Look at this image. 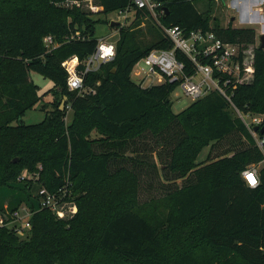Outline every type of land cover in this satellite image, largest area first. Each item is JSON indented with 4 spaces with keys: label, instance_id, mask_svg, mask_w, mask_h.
Wrapping results in <instances>:
<instances>
[{
    "label": "trees",
    "instance_id": "16d2710c",
    "mask_svg": "<svg viewBox=\"0 0 264 264\" xmlns=\"http://www.w3.org/2000/svg\"><path fill=\"white\" fill-rule=\"evenodd\" d=\"M55 1L0 0V194L7 192L0 210L33 211L25 236L0 228V264H264V152L252 133L216 90L174 112L176 82L131 79L150 50L172 47L162 27L213 31L243 49L255 45V29L220 26L211 16L220 0L202 9L195 0H157L160 24L135 9L133 23L118 27L115 57L85 73L83 89L70 90L61 63L90 55L96 25L128 0H95L103 6L97 13ZM139 19L153 24L143 31ZM46 35L59 43L50 51ZM252 54L253 77L233 89L232 102L264 113V48L256 44ZM30 70L53 83L35 124L22 121L42 97ZM205 146L208 156L196 162ZM251 166L252 187L242 176ZM150 173L160 194L140 200ZM41 189H65L74 214L59 219L42 207Z\"/></svg>",
    "mask_w": 264,
    "mask_h": 264
},
{
    "label": "built area",
    "instance_id": "2783aa9c",
    "mask_svg": "<svg viewBox=\"0 0 264 264\" xmlns=\"http://www.w3.org/2000/svg\"><path fill=\"white\" fill-rule=\"evenodd\" d=\"M55 4L69 9L78 8L87 13H97L103 10V6L95 0H56ZM135 9L146 10L160 24L158 17L163 14L164 10L161 2L157 0H128L125 8L111 12L120 13L121 19L126 21L129 14L135 13ZM111 21L123 23L118 18L111 19ZM162 29L172 47L152 49L139 59L133 68L135 65L139 67V64L143 62L148 70L144 78L137 79L135 82L141 86L166 80L176 82V88H180L182 93L192 101L216 90L230 103L237 117L252 133L256 144L264 152V136H258L253 129L254 126H262L264 113L240 111L232 102L233 89L239 84L251 81L253 77L252 52L250 53L247 48L243 49L238 43L223 41L213 31H204L200 28L186 30L178 25L162 27ZM75 37L80 36L77 33L71 36V38ZM43 43L48 51L59 45L51 35L44 36ZM115 52V42L101 38L97 39L94 51L84 60L80 61L76 56L64 60L61 64L68 74L69 89H83L84 74L96 71L101 64L111 61L115 57ZM179 54L186 57L188 63L181 60ZM73 60L76 62L71 63ZM136 75L138 76V72ZM147 81L149 83L145 84ZM249 175L255 179V184L249 181ZM242 176L249 186L257 185V167H248L242 172ZM61 190L62 193L60 191L49 193L41 189V206L49 209L57 218L66 219L74 214L75 203L72 200H66L64 198L66 190ZM32 213L33 211L24 204L12 211H9L5 205L4 209L0 210V228L6 227L18 235L25 236L31 226Z\"/></svg>",
    "mask_w": 264,
    "mask_h": 264
},
{
    "label": "rangeland",
    "instance_id": "374dc122",
    "mask_svg": "<svg viewBox=\"0 0 264 264\" xmlns=\"http://www.w3.org/2000/svg\"><path fill=\"white\" fill-rule=\"evenodd\" d=\"M231 1L232 0H226L225 3L222 1L216 2V5H214V9L211 13L212 18H216L217 23L222 27H227V26L245 27V25H241L240 23L237 22V20L235 21L233 19L235 13L233 12L234 9H232L233 7H232ZM195 2L197 4L196 6L198 8L202 9L203 6L207 5L208 0H195ZM104 18L109 23H110L111 19H115V18H118L120 21L121 14L110 12L106 15V17L104 16ZM134 19H135V13H131L128 15V19L126 21H123L121 19L120 22H123V23L119 24L118 26L111 27L110 24L105 22V21L100 22L95 27V36L97 37V39L102 38V39H107V40L114 42L118 38V27L119 26L125 27L127 25H130L133 23ZM139 20L141 21V23L139 24V27H141V29L143 31H145L144 22H146V24H148V25L153 24L152 20H148V21H145L144 19H139ZM156 27H157V25H156ZM260 34L261 33L259 32L256 35L255 45L259 44ZM149 39H150V36L147 35V40H149ZM255 45L254 44L248 45L247 49L250 51V53L252 52ZM139 67H137V65H135L134 68L132 69L131 79L133 81H137V79L144 78V75L146 74V72L148 70L147 66H145L143 64V62H141L139 64ZM137 72H138V76L136 75ZM29 75H30L31 79L34 81V83L37 84V93L42 97L39 100V102L33 108L25 111L22 121H24L26 124H35V123L40 122L45 116V111L43 109H41V105L43 103H47V102L52 100V94L50 93L49 89L53 86V83L51 80H49L48 78H44L40 73H38L34 70H30ZM148 83H149V81H147L145 84H148ZM171 99L173 101L172 109L174 112H179L180 110H182L183 108H185L188 104H190L192 102L191 98L186 97L182 93L180 88H178V87L175 88V90L171 94ZM64 105H65V99H63L61 101L60 108L64 109V107H65ZM71 113H72L71 109H70V107H68L67 114L65 117L66 123L69 122V120L71 118ZM93 135H95V134L93 133ZM209 150H210V146H205L200 151V153L198 154L196 162H200V161L205 160L206 157L208 156ZM217 150L218 149H216V151ZM214 152H215V149L211 150L212 155H215ZM263 165H264V161H261L258 164L259 167L263 166ZM6 194H7V192L4 191L3 195H6ZM158 194H160V187H159V183L157 181L156 176H152V174L150 173L149 175H145L144 177H142L140 192H139L140 200H145L151 196L158 195ZM3 195L0 194V198Z\"/></svg>",
    "mask_w": 264,
    "mask_h": 264
},
{
    "label": "crops",
    "instance_id": "0c3cea01",
    "mask_svg": "<svg viewBox=\"0 0 264 264\" xmlns=\"http://www.w3.org/2000/svg\"><path fill=\"white\" fill-rule=\"evenodd\" d=\"M220 1L226 2V0ZM231 2L235 21L253 27L256 35L259 32L264 33V0H232Z\"/></svg>",
    "mask_w": 264,
    "mask_h": 264
},
{
    "label": "water",
    "instance_id": "95a60500",
    "mask_svg": "<svg viewBox=\"0 0 264 264\" xmlns=\"http://www.w3.org/2000/svg\"><path fill=\"white\" fill-rule=\"evenodd\" d=\"M119 25V22L118 21H110V26L113 27V26H118ZM259 47L260 48H264V33L260 34L259 36ZM254 131H260V132H263L264 131V125L262 126H254ZM16 160V159H14Z\"/></svg>",
    "mask_w": 264,
    "mask_h": 264
},
{
    "label": "snow or ice",
    "instance_id": "6c2138e0",
    "mask_svg": "<svg viewBox=\"0 0 264 264\" xmlns=\"http://www.w3.org/2000/svg\"><path fill=\"white\" fill-rule=\"evenodd\" d=\"M248 179L251 183L255 184L256 181L251 175H249Z\"/></svg>",
    "mask_w": 264,
    "mask_h": 264
},
{
    "label": "bare ground",
    "instance_id": "6f19581e",
    "mask_svg": "<svg viewBox=\"0 0 264 264\" xmlns=\"http://www.w3.org/2000/svg\"><path fill=\"white\" fill-rule=\"evenodd\" d=\"M76 61L75 60H73L71 63H75Z\"/></svg>",
    "mask_w": 264,
    "mask_h": 264
}]
</instances>
